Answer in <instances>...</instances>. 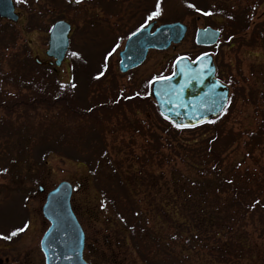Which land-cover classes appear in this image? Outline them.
I'll return each instance as SVG.
<instances>
[{
    "label": "rangeland",
    "instance_id": "1",
    "mask_svg": "<svg viewBox=\"0 0 264 264\" xmlns=\"http://www.w3.org/2000/svg\"><path fill=\"white\" fill-rule=\"evenodd\" d=\"M13 2L19 21L0 19V264H45L40 241L50 224L42 208L48 192L64 181L73 186L71 205L85 233L87 263L219 264L216 253L207 256L202 248L187 253L165 240L174 247L171 254L163 253L154 241L126 239L120 230L116 210H127V191L111 167L126 171L135 164L129 161L131 153L145 161V151L153 146L171 153L155 103L117 98L120 92L150 91L154 78L171 74L179 58L196 60L217 52L220 76L230 86L225 112L217 122L180 138L202 146L205 139L220 134L214 148L221 169L253 186L252 192L264 199V0ZM158 2L160 14L149 20ZM61 19L72 25L66 59L59 68L38 66L36 57L49 60V30ZM154 21L181 22L188 31L179 44L150 50L140 67L122 74L119 52L127 38ZM207 27L221 31L214 52L196 44L198 29ZM40 93L50 94L52 101L63 97L55 105L31 103ZM65 97L79 114L93 109L94 117L81 119L63 110ZM19 99L26 102L18 104ZM155 164L169 172L168 162L159 156L146 168ZM143 191L131 188L136 198H143ZM242 224L245 254L224 257L221 263L264 264V240L259 237L264 225Z\"/></svg>",
    "mask_w": 264,
    "mask_h": 264
},
{
    "label": "trees",
    "instance_id": "2",
    "mask_svg": "<svg viewBox=\"0 0 264 264\" xmlns=\"http://www.w3.org/2000/svg\"><path fill=\"white\" fill-rule=\"evenodd\" d=\"M223 8L225 9L224 6L220 7L222 14L226 12L222 11ZM214 50L215 47L212 51ZM213 54L216 59L217 52ZM142 92L138 91L132 95L120 92L117 99L124 102L140 99L155 103L149 91L144 94ZM50 97V94L40 93L32 98L31 103L55 105L60 103L63 96H54L53 101ZM67 99L68 97L63 98V110L76 113L81 119L93 116V109L89 114H79L74 104L67 102ZM25 102L24 99L17 101L21 105ZM157 114L159 121L164 124V132L168 135L167 149L171 154L173 152L174 156L160 152L159 146H153L145 151V161L139 154L131 153L129 161H135L136 168L133 163L125 168L126 171L121 166L111 167L112 174L127 191L124 206L127 210H116L120 230L127 234L126 239L129 237L135 241L138 238H146L154 241L163 253H172L174 246H170L171 243L182 247L187 253H197L198 248H202L207 250V256L216 253V262L219 264L224 262V257H233L235 253L245 254L242 249L244 243L240 242L245 236L241 238L240 229L243 228L242 223L264 225V199L261 194H254L253 186H248L239 177L235 179L228 176L225 170L221 169V160L214 148L220 134L214 133L200 146L194 139L180 138L185 132H194L198 127L178 128L163 119L158 111ZM221 117L206 124L215 123ZM151 136L155 141V134L152 133ZM157 156L168 162L169 172L168 169L163 170L161 164L146 168V164ZM174 158L185 165V170L176 165ZM194 174L197 177H194ZM255 180H252V183ZM133 187L143 188V198L133 196ZM259 237L264 240V229L260 231ZM165 240H168L170 245L166 246L163 243ZM247 253L254 258L251 251Z\"/></svg>",
    "mask_w": 264,
    "mask_h": 264
},
{
    "label": "water",
    "instance_id": "3",
    "mask_svg": "<svg viewBox=\"0 0 264 264\" xmlns=\"http://www.w3.org/2000/svg\"><path fill=\"white\" fill-rule=\"evenodd\" d=\"M0 18L13 23L19 21L13 0H0ZM155 26L156 22H152L129 36L119 54L121 73L141 66L150 50H167L172 44H179L188 30L181 22ZM70 32L71 25L67 21L55 22L49 31L47 50V56L54 61L42 62L36 57L35 62L60 67L69 49ZM219 37V31L201 28L197 31L196 43L211 47ZM215 74L211 54L196 61L178 59L170 79L152 84L151 95L160 115L174 125H183L181 128L195 127L219 117L228 103L229 88ZM39 191L43 192L44 188L39 187ZM72 192L71 183L64 181L47 194L42 213L50 226L40 243L45 264H88L83 257L85 233L71 206Z\"/></svg>",
    "mask_w": 264,
    "mask_h": 264
},
{
    "label": "snow or ice",
    "instance_id": "4",
    "mask_svg": "<svg viewBox=\"0 0 264 264\" xmlns=\"http://www.w3.org/2000/svg\"><path fill=\"white\" fill-rule=\"evenodd\" d=\"M77 2H79V0H77ZM160 11L161 9H160V5L158 2L156 5V10L149 15L148 19L151 20L153 17L158 16L160 14ZM205 14H210V13H205ZM154 79L167 80V79H170V77H159V78H154ZM72 86L74 87L75 85H72ZM176 127L178 128L183 127V125L177 124ZM15 234H16L15 232L12 233V235H15Z\"/></svg>",
    "mask_w": 264,
    "mask_h": 264
},
{
    "label": "flooded vegetation",
    "instance_id": "5",
    "mask_svg": "<svg viewBox=\"0 0 264 264\" xmlns=\"http://www.w3.org/2000/svg\"><path fill=\"white\" fill-rule=\"evenodd\" d=\"M218 73H219V72H218V69H217V75H218Z\"/></svg>",
    "mask_w": 264,
    "mask_h": 264
}]
</instances>
